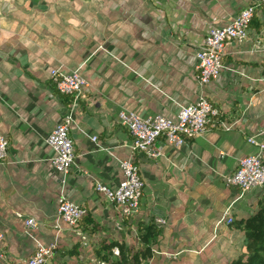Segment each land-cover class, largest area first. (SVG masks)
I'll use <instances>...</instances> for the list:
<instances>
[{
  "label": "crops",
  "instance_id": "obj_1",
  "mask_svg": "<svg viewBox=\"0 0 264 264\" xmlns=\"http://www.w3.org/2000/svg\"><path fill=\"white\" fill-rule=\"evenodd\" d=\"M252 2L0 0V136L9 144L0 163V264H26L38 245L55 247L47 264L94 258L74 250L73 230L57 217L60 196L94 220V242L137 246L136 224L152 221L160 234L148 264H228L244 238L233 223L253 215L264 197L250 190L237 200L222 179L253 153L247 137L264 131V7L253 15L249 39L224 47L228 71L207 86L197 80L195 53L211 27L227 26ZM50 70L76 71L87 83L74 108L75 161L66 177L55 171L45 140L71 100L57 95ZM201 97L221 109L220 123L180 147L161 138L159 159L137 162L143 201L130 227L94 191V181L115 190L120 164L135 162L120 113L175 120L181 106ZM16 214L37 226L26 229Z\"/></svg>",
  "mask_w": 264,
  "mask_h": 264
},
{
  "label": "built area",
  "instance_id": "obj_2",
  "mask_svg": "<svg viewBox=\"0 0 264 264\" xmlns=\"http://www.w3.org/2000/svg\"><path fill=\"white\" fill-rule=\"evenodd\" d=\"M260 7H264V0H253L238 12L227 26L223 28L213 26L209 29L202 45L195 53L196 76L200 85L207 86L213 78L228 71L229 67L222 58L223 49L228 44L242 43L249 39L250 22ZM49 82L58 96L71 100V105L60 113L59 123L45 140L53 153L51 163L55 171L66 177L75 161L74 144L70 135V128L74 124V108L83 99L87 83L76 71L62 70H50ZM222 114L220 108L203 97L181 106L175 120L160 115L141 118L132 112L122 111L119 115L120 123L130 136L129 148L135 162L120 164L123 180L115 190L94 181V191L113 205L122 218L137 216L143 201V182L137 162L158 160L160 153L156 148V142L161 138L167 145L180 147L188 140L202 136L207 131L208 124L213 121L220 123ZM263 137L264 131L247 137L246 143L254 149L253 153L239 161L236 168L222 178L226 187L236 190L237 200L250 190L264 191ZM91 140L95 141L96 138L92 137ZM8 150V140L0 136V163L6 160ZM65 183L66 179H63L59 185L63 187ZM232 206L230 205L224 214L227 224L233 222L229 216ZM86 215L87 211L84 208L72 204L65 196H60L57 217L73 230L77 242L83 249L90 248V238L77 227L79 221ZM16 217L23 220L26 229L37 226L34 219L23 218L20 214H16ZM157 223L162 224L163 220H158ZM2 241L3 235L0 233V246ZM54 248L53 245L47 247L38 245L26 264H47L54 253ZM111 256L114 258L119 256L116 247L111 250ZM3 257L1 252L0 258ZM95 263L105 264L97 260Z\"/></svg>",
  "mask_w": 264,
  "mask_h": 264
},
{
  "label": "trees",
  "instance_id": "obj_3",
  "mask_svg": "<svg viewBox=\"0 0 264 264\" xmlns=\"http://www.w3.org/2000/svg\"><path fill=\"white\" fill-rule=\"evenodd\" d=\"M129 226L133 225V217L123 218ZM234 230L243 232L242 249L237 250L236 255L228 261V264H264V197L263 204L259 209L246 219L233 223ZM89 236L90 248L87 251L94 254V258L88 264H96L95 261H102L105 264H148L151 259V246L154 244L160 231L152 221L138 222L136 224V235L139 240L137 246H127L120 241L107 242L105 240L93 241L92 238L97 232V225L87 214L82 218L78 227ZM131 230V228H130ZM74 248L81 255L85 250L77 242ZM117 248L119 256H111V250ZM75 254H77L75 252Z\"/></svg>",
  "mask_w": 264,
  "mask_h": 264
}]
</instances>
